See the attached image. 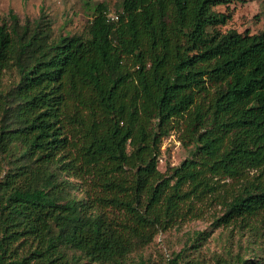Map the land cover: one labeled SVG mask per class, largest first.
<instances>
[{"label":"trees","instance_id":"trees-1","mask_svg":"<svg viewBox=\"0 0 264 264\" xmlns=\"http://www.w3.org/2000/svg\"><path fill=\"white\" fill-rule=\"evenodd\" d=\"M230 1L99 2L56 38L0 19V264H155L133 254L213 206L264 241V28L222 30ZM175 128L192 149L165 173ZM242 250L222 264H264Z\"/></svg>","mask_w":264,"mask_h":264},{"label":"rangeland","instance_id":"rangeland-1","mask_svg":"<svg viewBox=\"0 0 264 264\" xmlns=\"http://www.w3.org/2000/svg\"><path fill=\"white\" fill-rule=\"evenodd\" d=\"M99 2H105L109 16L114 17L121 0H0V19L6 18L11 9L22 23L40 16L49 21L54 38L65 34H83L92 18L94 6ZM216 10L231 13V19L221 27L222 30L235 29L240 34H253L264 28V0H231L228 4L217 6ZM10 82V75H7L4 78L5 86ZM180 137L179 128L163 137L158 162L160 171L168 173L169 167L177 166L190 157L192 147L183 145ZM219 209L213 206L200 217L185 219L165 231H159L152 242L136 250L134 259L168 264L177 253H182L179 264H222L223 259L236 253L243 255L242 249L247 244L263 255L264 241L255 231L240 230L236 225L228 228L212 226L214 215L220 214ZM201 231H206L208 235L195 249L190 243Z\"/></svg>","mask_w":264,"mask_h":264}]
</instances>
